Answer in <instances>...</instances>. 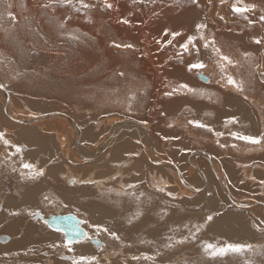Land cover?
I'll use <instances>...</instances> for the list:
<instances>
[{"label":"rangeland","instance_id":"374dc122","mask_svg":"<svg viewBox=\"0 0 264 264\" xmlns=\"http://www.w3.org/2000/svg\"><path fill=\"white\" fill-rule=\"evenodd\" d=\"M234 6L250 7V10L241 14ZM262 17L264 0H224L223 3L221 0L196 3L193 0H0V84L9 94L6 105V92L0 87V132L9 141L5 144L0 139V204L12 202L6 209L26 213L17 229L8 225L7 231L17 241L30 236L32 243L24 247L18 244L21 249L41 241L46 257L34 252L38 256L33 259L34 264H58L55 261L59 250L77 254L73 244L55 241L58 238L55 232L62 235L64 231L44 224L41 227L29 214L42 213L44 220L55 211L77 212L79 207L74 201L78 200L73 199L79 196L83 210L86 208L80 217L89 236L74 244L93 246L85 254L77 255L87 257L90 264H264V168L258 160L264 149ZM200 24L206 27L200 29L197 27ZM184 32L196 37L194 47L200 49L199 55L194 50L191 54L184 51L182 45L187 41L185 37L181 39ZM213 39L215 46L235 62L226 64L223 71L216 63L215 53L203 47ZM189 47L193 49L192 45ZM197 61H203L207 67L189 71L188 66ZM201 72L210 74L213 83L222 80L221 89L229 93L237 90L228 84L229 75L252 87L251 101L257 109L260 143L230 139L211 127H198L192 117L186 120L176 114L179 109H187L175 101L187 97L188 88L178 87L182 84L179 73L187 75L190 85V81L200 82L197 74ZM241 93L247 95L244 89ZM169 107L175 110L167 113ZM225 108L223 114L228 116ZM60 112L68 114L84 131L79 149L88 157L99 152L96 147L101 140L105 137L109 141L113 127L124 120L146 125L148 136L142 134L136 139L130 136L126 142L128 131H125L122 141L117 142L123 149L121 152L114 148L117 145L113 141L110 146L101 147L99 155H94L96 160L83 164L73 152L76 127L60 116ZM35 118L39 119L32 120ZM17 119L30 122L14 124L13 120L18 122ZM30 129L42 131L39 137L43 142L34 144L35 148L45 146L44 160L32 159L26 141V130ZM157 129L174 130L181 136L174 144L177 152L166 154L172 147L155 137ZM19 130H24L23 134ZM90 135H97V140ZM167 160L178 165L187 184L194 188L185 186L176 171L177 178L166 170ZM240 160L248 162L244 164ZM148 162L165 165L161 167L163 171H156L155 165ZM41 163L46 169H42ZM25 164L33 167L25 168ZM213 165L228 184L226 187L214 176ZM113 172L122 178L115 175V180L111 182L113 179L109 178L105 186L104 177ZM160 172L161 176H170V180L176 178L178 183H170L176 194L167 191L168 186L157 183L160 180L155 181ZM162 182L167 183L164 179ZM209 187L213 189L211 202L205 196ZM30 188L32 192L27 193ZM97 190L113 196L111 205L120 200L121 206L131 208L119 225L113 217H100L102 222L97 224L89 216L95 208L94 205L89 212L91 194ZM232 198L255 206L236 205ZM16 200L23 204L15 203ZM148 212L152 216L161 215L160 224L153 223ZM231 213L235 217L239 215L243 225L233 220L221 228V216ZM0 214L1 219L7 218L6 214ZM170 217H177L178 226H162ZM192 218H201L202 223L189 222ZM29 225L36 227L35 232L25 235ZM140 228L149 233L142 234ZM1 231L4 229L0 228ZM90 237H99L103 243L92 245L88 241ZM2 242L0 245L5 249L16 246ZM55 242L57 250L47 248ZM233 244L251 245V249L212 255L213 251ZM209 245L213 247L208 248ZM25 255L28 256L19 260L28 261L32 253ZM66 261L62 263L67 264Z\"/></svg>","mask_w":264,"mask_h":264},{"label":"crops","instance_id":"0c3cea01","mask_svg":"<svg viewBox=\"0 0 264 264\" xmlns=\"http://www.w3.org/2000/svg\"><path fill=\"white\" fill-rule=\"evenodd\" d=\"M254 53H255V51H254ZM198 74H197V78L200 79L198 77ZM205 75L208 77L207 81H204L202 79H200V82H197V83H195L194 81H190V83H191L190 88L194 89L195 91H193V92H188V90L185 91L186 96L189 98L187 99V97H185V99L180 100V102L187 109H179L176 112V114H178L179 116H184L186 120L188 118L190 119L192 117V118H194L192 120L193 123L197 122V124H203L209 128L211 127L219 135H222V136L225 135L228 138L233 139V140H238V136H253V137L258 139L259 135H261V131H257L259 128L258 123H257L258 120L256 119L258 117V115H257V109H256L255 105L252 104V101H251V96H252L251 94H253L252 93V87L246 82L242 83L243 89L247 91V95L244 97V95H242V93H241V90H238V89L234 90L235 93H229L227 91L222 90L221 89L223 86L222 80L219 83L218 82L211 83L212 81L210 80L211 79L210 76L208 74H205ZM182 85L183 84H179L178 87L181 88ZM219 91H221V97L219 96ZM247 97H249V98H247ZM190 103L191 104L200 103V104L193 106ZM227 103L229 106V107L226 106V107H228V109H227L228 116L223 114L225 105ZM239 107L241 110L239 109ZM241 112H243L245 114L246 125L250 124L252 127V131H248V130L242 128L238 124L239 121H241V115L239 114ZM249 116H250V118H249ZM214 120L217 122L214 123L213 122ZM219 121H221V122H219ZM43 129H44V127H43ZM154 131H155V137L156 138L158 137L159 139H161V141L163 143H169L170 146L172 147V149L170 151H165L167 155H169L168 153H170V152H172V153L177 152V148L175 145L178 143L179 138H181L180 135H177L174 131H171L168 129H164V130L163 129L162 130L157 129ZM175 140H176V142L172 144V142ZM209 144H213V143L209 142ZM122 150L119 149L118 152H121ZM260 153L262 156L259 157L258 160L261 161L260 165L262 168H264V149ZM41 155L44 156L45 153H41ZM32 159H34V161H35L36 159L39 160L40 158L35 157L33 155ZM241 162L245 164L248 161H241ZM43 169H46V168H43ZM113 174L112 175H110L109 173L106 174L107 176H105V177L103 176L104 179H106V180L103 181L102 180L103 177H101L100 181H103V184L106 186V184L109 183V182H107V181H109V178L113 179L111 182H113L115 180V175H116L117 179L122 178V177H117V175H118L117 172L116 173L113 172ZM124 174L125 175L129 174V172H124ZM158 174L159 173L156 174L157 176L155 177V179L159 180ZM108 175H110V176H108ZM122 184H124V183H122ZM30 195L33 196V193H30ZM104 200L105 201H103L101 212L98 216L95 213H89V214H91V216L89 215L90 217L93 216L94 218H96L95 222L97 224L99 221L102 222V219L100 217H113L115 219L114 223L115 224L118 223V225H119V223H121L120 221L126 216V214L128 212H131V210H130L131 208L126 207V205L121 206L120 202H118L120 205L118 203L116 205L115 204L110 205V201L107 198H105ZM81 201H82V199H81ZM81 201H79L78 203L75 202V206L79 207L76 209L77 212H75V213H77L79 215H82L83 211H84L83 210V204L84 203H81ZM90 205L93 208L94 205H92V204H90ZM92 208H90V209L92 210ZM3 209L6 210V207H3ZM79 211H81V213ZM67 213H69V212H67ZM118 217H119V220H118ZM225 225H226V222L221 218V228L225 227ZM139 231H141L142 234H145L144 230H142V228H140ZM7 234L11 236V239L9 240L8 243H4V244L9 245V246H12V245L17 246L19 244L17 242V240H18L17 236H16L17 240L16 239L13 240L12 234H10V233H7ZM26 239L28 240V242H22L21 247H24L23 245L30 242V236L26 237ZM74 248H75V252L77 255L85 254L84 252H82V249L80 248V246H75Z\"/></svg>","mask_w":264,"mask_h":264},{"label":"bare ground","instance_id":"6f19581e","mask_svg":"<svg viewBox=\"0 0 264 264\" xmlns=\"http://www.w3.org/2000/svg\"><path fill=\"white\" fill-rule=\"evenodd\" d=\"M182 24H184V23H182ZM181 24V25H182ZM184 25H186V24H184ZM183 26V25H182ZM186 27H187V25H186ZM185 29V28H184ZM186 32H184L183 33V35L181 36V39H183L184 37L186 38V39H188L190 36L186 33ZM182 42H184V40H182ZM182 44V43H181ZM184 44V43H183ZM194 57V55L192 56V59H194L193 58ZM206 74V73H205ZM209 76H210V74H209ZM179 78V80L181 81L182 80V84L183 85H189V79H188V77H187V75L185 74V73H179V76H178ZM211 78V77H210ZM211 83H213L214 82V78L213 79H211ZM0 85H2V84H0ZM190 86V85H189ZM2 89H4L5 90V88H4V86L2 85V87H1ZM181 88H184V87H182L181 86ZM187 90V89H186ZM5 92H6V105L8 104V102H9V94L7 93V91L5 90ZM150 93V92H149ZM68 97V96H67ZM185 99V98H184ZM183 99V100H184ZM194 100V99H193ZM176 102H177V104L180 106V105H183L181 102H180V100L178 99V98H176V100H175ZM189 103V102H188ZM191 104V103H190ZM197 104H200V103H193V104H191V105H197ZM188 105V104H187ZM199 106V105H198ZM228 106V105H227ZM200 107V106H199ZM226 107V106H225ZM229 107V106H228ZM228 107H226V108H228ZM238 107V106H237ZM225 108V109H226ZM5 108L3 107V112L6 114V112H5V110H4ZM175 110V108H171V107H169L168 109H166V112L168 113L169 112V110ZM231 109V108H230ZM234 109V108H233ZM239 109H240V107H239ZM202 110V109H201ZM241 110V109H240ZM224 113V112H223ZM240 115H241V121H239V125L242 127V128H244V129H246V130H250V129H252V127H251V125L250 124H248V125H246V116H245V114L243 113V112H241V113H239ZM8 115H9V117L10 118H12V119H15V118H13V116H11V114H9L8 113ZM52 115H55V114H52ZM59 115L60 116H65V118H67V120H68V122L69 123H71L72 125H73V127H76L75 129H76V132H77V134H76V142H73V143H75V147H74V149H73V152H74V155L77 157V159L78 158H80V162L81 161H83L84 163L83 164H86L87 162L88 163H90L91 161H94L95 160V157H94V155H99V153H100V151H102V148L101 147H103V148H106L107 146H110V144L114 141V142H116V145L117 146H115L114 148H117V151L120 149L121 150V146H119L118 144H117V142H118V140L120 139V138H122L121 136H122V133L123 132H125V131H128V133L127 132H125V136H126V142H127V139L131 136L133 139H136V138H138V136H141L142 134L143 135H145V136H148V128L146 127V125H143V124H141V123H139V122H131V120H124L121 124H118V125H116V126H114L113 127V129L111 130V131H114V134L110 137V140L109 141H107L106 139H105V137L101 140L100 138H98V139H100L101 140V143H100V145H98L97 147H96V149H99V152H96L97 154H94L93 155V157H88L89 155H87V154H85L84 152H82V151H80V149H79V143H80V141H81V139L82 138H84V136H85V133H84V131H82V129H81V127L68 115V114H66V113H62V112H60L59 113ZM64 118V117H63ZM249 118H250V116H249ZM258 118V117H257ZM256 118V119H257ZM39 118H35V119H32V120H38ZM66 120V121H67ZM235 120V119H234ZM17 121L18 122H15L14 120H13V123L14 124H16V123H19V122H21V123H28V122H30V121H25V120H21V119H17ZM219 122H221V121H219ZM21 123H19V124H21ZM120 123V122H119ZM18 124V125H19ZM65 126L66 127H69V126H67V124H65ZM71 127V126H70ZM85 128V127H84ZM131 128H135V130H132V131H130L131 130ZM88 130V129H87ZM23 131L24 130H19L18 132L19 133H21V134H23ZM174 131V130H173ZM42 134V131L40 130V131H37V130H26V141L28 142V144H29V146L31 147L30 148V150H31V152H32V156L34 155L35 157H38V158H40V159H42V160H44V158H45V155L44 156H42L41 155V153H45V146L44 145H41L40 147H37V148H35V144L34 143H40V141H42V140H40V137H39V135L40 134ZM104 134H105V131H104ZM124 134V133H123ZM88 135V134H87ZM91 136V135H90ZM124 136V135H123ZM150 136V135H149ZM81 137V138H80ZM91 137H95L93 140H97V135L96 136H91ZM131 138V139H132ZM150 139H151V137H150ZM121 140V139H120ZM124 140V139H123ZM72 141V140H71ZM87 141V140H86ZM122 141V140H121ZM43 142V141H42ZM88 142V141H87ZM86 142V143H87ZM91 143V142H90ZM120 143V142H119ZM123 146H125V145H123ZM81 148H82V146H81ZM113 148V149H114ZM132 148V147H131ZM83 149V148H82ZM150 149H151V147H150ZM47 150V149H46ZM198 150V149H197ZM138 151V150H137ZM149 152V151H148ZM27 153V152H26ZM90 153V152H89ZM94 153H95V151H94ZM131 153H132V151H131ZM200 153H204L202 150H200ZM55 154V153H54ZM59 155V154H58ZM96 156V157H97ZM182 157V156H181ZM191 157H193V156H191ZM206 157H208L209 158V155H206ZM76 159V160H77ZM70 161V160H69ZM100 161V160H99ZM142 161H144V160H142ZM45 162H46V160H45ZM123 162V161H122ZM164 162H166V166L165 165H162V164H160V165H157V164H155V163H151V162H148L151 166H154L155 165V170L157 171V170H160V171H163V170H161V167L162 166H165V167H167V171L168 172H170L171 174H172V176L174 175V177H176L177 178V173L180 175V177L182 178L181 180H182V182L184 183V185L185 186H189L190 188H194V187H191L190 185H188L187 184V182L185 181V179H184V174L182 173V171L179 169V167H178V165L176 164V163H174L172 160H167V161H164ZM78 164V163H77ZM43 165L44 164H42L41 163V166H42V169H43ZM194 165V164H193ZM45 168V167H44ZM198 168V167H197ZM24 169V168H23ZM54 169H57V168H52V170H54ZM176 169V170H175ZM51 170V169H50ZM172 170H174V173H173V171ZM197 170H199V169H197ZM177 173H176V172ZM200 173H201V175H202V177H203V179L205 180V178H206V176H205V174H204V172L202 171V170H200ZM213 173H214V176H216L218 179H219V181H220V183L222 182V184L225 186L226 185V183H225V181H224V179H222V176H221V174L219 173V171H218V168L215 166V165H213ZM46 174L48 175V171L46 172ZM130 174V173H129ZM159 176V180L160 181H158L157 183H159L161 186H163V187H169L168 188V190L167 191H170L171 193H173V186H170V183L171 182H174V183H178V181H175L176 180V178H172V180H170L171 179V177L169 176V177H167V176H161V172L158 174ZM168 175V174H167ZM136 177V176H135ZM170 178V179H169ZM162 179H164V180H166V182L167 183H165V182H162ZM158 179H155V181H157ZM87 181V180H86ZM28 182V181H27ZM206 182V181H205ZM204 182V183H205ZM40 183V182H39ZM87 184V183H86ZM101 184V183H100ZM148 185V184H147ZM177 185V184H176ZM228 185V184H227ZM226 185V186H227ZM42 186V185H41ZM225 186V187H226ZM170 187H171V189H170ZM183 187V186H182ZM38 188V187H37ZM146 188H148V187H146ZM40 189V188H39ZM88 188H86V190H87ZM166 189V188H165ZM184 189V188H183ZM195 189H197V188H195ZM206 189V188H205ZM28 190V189H27ZM37 190V189H36ZM83 190H85V189H83ZM227 190V189H226ZM40 191V190H39ZM212 191H213V189L211 188V187H209V189H208V191H206V193H205V196L207 197V199H206V201H210L211 202V195H212ZM28 192H31V188L27 191V193ZM169 192V194H171ZM108 192L107 191H101V192H99L98 190L96 191V193L95 194H91L92 196H93V198H92V201H91V204L92 205H95V208H94V213L98 216L99 214H100V212H101V209H102V205H103V201H104V199L105 198H107L110 202L112 201V197L113 196H110L109 194H107ZM129 193V192H128ZM87 194V193H86ZM164 194V193H163ZM173 194H176V193H173ZM173 194H171V195H173ZM181 194V193H180ZM29 196H31V195H29ZM37 196V195H36ZM57 196H59V195H57ZM66 196V195H65ZM26 197H28V196H26ZM72 197V196H71ZM29 198V197H28ZM37 198V197H36ZM64 198V197H63ZM74 198V197H73ZM80 196L78 197V199H73V200H78V201H74V202H76V203H78L79 201H80ZM31 199L32 200H34L35 201V198H34V194H33V197H31ZM204 199V198H203ZM233 199V203L234 204H236V205H239V206H244V207H250V206H255V203H246V202H240V201H235L234 200V198H232ZM27 200V199H26ZM50 200V199H49ZM71 200V199H70ZM85 200V199H84ZM151 200V199H150ZM154 200H156V199H154ZM198 200V199H197ZM29 201V200H28ZM146 201V200H145ZM152 201V200H151ZM186 201V200H185ZM37 202V201H36ZM119 202H120V200H119ZM189 202V201H188ZM187 202V203H188ZM31 203V202H30ZM87 204V203H86ZM189 204V203H188ZM31 205V204H30ZM110 205H111V203H110ZM261 205V204H260ZM264 205V203H262V206ZM49 206V205H48ZM128 206V205H127ZM129 207V206H128ZM135 207V206H134ZM214 208H215V205L213 206ZM92 208V207H91ZM130 208V207H129ZM210 207H207V209H209ZM85 209L86 208H84V211H85ZM91 210V209H90ZM90 210H89V212H90ZM1 211V210H0ZM5 211V209H3L2 208V211L1 212H4ZM83 211V212H84ZM208 211V210H207ZM0 212V213H1ZM142 212V211H141ZM158 212V211H157ZM149 214H150V219H151V221L153 222V223H159L160 224V219H159V217L161 216H152L151 215V213L150 212H148ZM210 213H212V212H210ZM234 213V212H233ZM233 213H231V215H227V214H225V215H223V216H221V218L225 221V222H230V221H233V220H236V221H238V223H240V225L242 224V222H241V217L238 215V217H235V215L233 214ZM84 214V213H83ZM155 214V213H154ZM90 216H91V214H89ZM84 216V215H83ZM96 216V217H97ZM93 217V216H92ZM207 218V217H206ZM147 219V218H146ZM155 219V220H154ZM177 219V217L175 218V217H170L169 218V220L168 221H166V224H164V225H162V226H165V225H167V224H170V225H172V226H178V225H176L175 223L178 221V220H176ZM180 219V218H179ZM181 219H183V217H181ZM261 219V218H260ZM92 220V219H91ZM93 220H94V222H95V219L93 218ZM193 220H195V222H199L198 224H201L202 223V219L201 218H199L198 220L197 219H194V218H192V219H189L188 221L189 222H193ZM87 221V220H86ZM85 223V222H84ZM93 223V222H92ZM26 224V223H25ZM87 224H88V221H87ZM148 224V223H147ZM150 224V223H149ZM158 224V225H159ZM192 224V223H191ZM89 225V224H88ZM91 225V224H90ZM155 225V224H154ZM193 225V224H192ZM196 225V224H195ZM243 225V224H242ZM241 225V226H242ZM30 226V229L29 230H26L25 231V235H29V234H31V232H35V227H33V226H31V225H29ZM149 226V225H148ZM161 226V225H160ZM27 227V226H26ZM244 227H245V223H244ZM157 228V227H156ZM162 228V227H161ZM160 228V229H161ZM246 228V227H245ZM15 229V228H14ZM55 229H57V228H55ZM159 229V228H158ZM33 230V231H32ZM60 230H62V229H59V231ZM86 230H87V227H86ZM90 230V229H89ZM144 230V233L146 234V233H149V231L147 230V229H143ZM22 231V230H21ZM50 231V230H49ZM63 231V230H62ZM61 231V232H62ZM51 232V231H50ZM89 231H87V233H88ZM92 232V231H91ZM53 233V232H52ZM55 233H57L56 234V236H58V237H61V234H59L57 231L55 232ZM23 234V233H22ZM63 234V233H62ZM87 236H89V234H87ZM91 236V235H90ZM157 236V235H156ZM89 238V237H88ZM90 239H91V237H90ZM17 240V239H16ZM81 240H83V239H81ZM84 241V240H83ZM82 241V242H83ZM20 245H21V243L22 242H28V240L26 239V237L24 236V237H22L21 239H19V241H17ZM31 242V241H30ZM33 242H36V241H33ZM39 242V241H38ZM37 242V243H38ZM41 242V241H40ZM39 242V243H40ZM32 243V242H31ZM31 243H29V244H31ZM206 243V242H205ZM23 245V244H22ZM67 245V244H66ZM73 245H75L74 243H73ZM26 246V245H25ZM75 246H80V248L82 249V252H84V253H86V252H88L87 251V248H89V249H91V247H93V246H91L90 244H76ZM74 246V247H75ZM91 246V247H90ZM27 248V247H26ZM67 248H69L68 246H67ZM63 253V252H62ZM67 254V253H66ZM68 255V254H67ZM80 255H82V254H80ZM69 258H71V257H69ZM92 261V260H91ZM61 262V261H60ZM66 263L67 264H69L70 262H67L66 261ZM64 264H65V262H64ZM72 264V263H71Z\"/></svg>","mask_w":264,"mask_h":264},{"label":"flooded vegetation","instance_id":"af4514ba","mask_svg":"<svg viewBox=\"0 0 264 264\" xmlns=\"http://www.w3.org/2000/svg\"><path fill=\"white\" fill-rule=\"evenodd\" d=\"M11 196L15 197L14 194H12V193H11ZM15 203H17L19 205L23 204V203L19 202L18 200H16ZM4 204L5 203L0 204V210L1 211H2V208L3 207H6L7 204L8 205L9 204L12 205L13 203L12 202H9V203L7 202V204H5V205ZM5 212H7V214ZM1 213H3V215L6 214V216H4V217H7L5 219H1V216H0V228L1 229H4V231H1L0 232V244L3 245L2 244L3 243L2 241H4V243H8L9 240L11 239V236L7 234L8 233L7 229L9 228L7 226L9 225L10 227H13V228L17 229L18 228V224H20V223H18L19 220H22V217H25L26 213L23 212L22 210H16L15 208L13 210L11 209V211H9V209H6L4 212H1ZM28 214H29V212L27 213V215ZM41 214L42 213L34 212L32 214H29V215H32L31 218L36 221V224H40L41 227L43 226L42 224H44L45 226H47V228H50V229L51 228L54 229V227L51 226L46 221V219H49L51 216L66 215V214H74V215H76L82 221L81 227L85 230V233H86V235L82 239H85L86 240V237H87V234L88 233H87L86 227L84 226V221L80 217L79 214H77V213H75L73 211L72 212H69V213H63V212H59V211L56 212L55 211V212H51V216L49 218H45L44 220L41 219V217H42ZM8 216H9V218H8ZM11 216H13V218ZM39 221H41L42 223H39ZM23 223H25V222H21V224H23ZM26 223L29 224L30 222L29 223L26 222ZM28 229H30V227ZM61 240L65 244L66 243H70V242H71L70 244H73V243H76L78 241V240L77 241H70L69 239H67L65 232H63V234L61 235V237H58L55 241L59 243ZM88 241L90 243H92V245H96V246H99L101 243H103V241L99 237H92ZM56 242H55V244H50V245L47 244L48 245L47 248L52 247L54 251L57 250V244H56ZM1 245H0V264H18V263H21V264H34L33 263V259L36 258V257H38L36 254H34V252H36V251L42 253L46 257V252H42L44 245L43 244L41 245L40 243H36L35 245H30V247H28L26 249H21V248H18L17 246H15L12 249H5V248H2L3 246H1ZM27 253H32V256H30V259L28 261L23 262V261L19 260V258H24V256H28V255H25ZM69 257H71V258H69ZM77 257L78 256L75 255L72 252H69L68 253L66 251L59 250V253H58V256H57V259H56L55 262H57L58 264H64V263H62V261L67 260V261L71 262L72 264H75V263H77V261L80 260V258L79 257L77 258ZM88 261L89 260H83V261H81V264H90V262H88Z\"/></svg>","mask_w":264,"mask_h":264},{"label":"snow or ice","instance_id":"6c2138e0","mask_svg":"<svg viewBox=\"0 0 264 264\" xmlns=\"http://www.w3.org/2000/svg\"><path fill=\"white\" fill-rule=\"evenodd\" d=\"M70 2V0H69ZM197 0H193V3H196ZM224 0H221V3H223ZM107 7L111 8L112 5L111 4H107ZM251 7H254V6H251ZM234 10L237 12V13H241L243 14L244 12H247L250 10V7H238V6H234ZM261 19H264V17H262ZM125 23H127V21H125ZM198 28L200 29H203L206 27V25L204 24H200L197 26ZM174 35H180L179 33H175ZM201 39H203V37H201ZM195 42H196V37L195 36H191L187 39V41L182 45L183 49L185 52H189V54H191V51L194 50L196 52L197 55L200 54V49L199 48H195L194 45H195ZM169 43H171V41H169ZM256 43H260L259 40L256 41ZM190 45L193 46V49H190ZM216 45V42L215 40H211V41H207L205 42V44L203 45L204 48L206 49H211V51L213 53H215L216 57H218V59L216 60V63L220 65V68H221V71L224 70V67L225 65H232L234 64L235 62L227 55H224L221 50L215 46ZM127 47H131L130 45L127 46ZM207 67V65L203 62V61H197L195 63H191L188 68H189V71H192V70H203ZM201 74H203L201 72ZM227 82L228 84L230 85H233L235 86L238 90H243V87H242V82H237L232 76H228L227 77ZM0 87H2V85H0ZM182 87L184 88H188V90L190 92H193L195 91L194 89H191L189 88L188 85H182ZM198 127H207L206 125H203V124H197ZM5 137V133L4 132H0V139L4 140V143L5 144H8L9 141L7 139H4ZM238 139H241V140H244V141H247V142H250V143H260L261 141L253 136H238ZM18 151L20 149H17ZM25 168H32L33 166L31 164H25L24 165ZM40 175H42L43 173L40 172L39 173ZM161 191H163V189H161ZM209 221L212 220V217L209 216L207 218ZM104 231H108L107 229H104ZM113 235H115L113 233ZM118 238V237H117ZM71 243V242H70ZM213 246L209 245L208 248H212ZM246 249H251V245H240V244H233V245H228L226 248H221L218 252L217 251H213L212 252V255L213 256H217V255H225L227 254V252L231 251V252H234V253H243ZM87 257H81L79 261H77V264H81V261L83 260H86Z\"/></svg>","mask_w":264,"mask_h":264},{"label":"water","instance_id":"95a60500","mask_svg":"<svg viewBox=\"0 0 264 264\" xmlns=\"http://www.w3.org/2000/svg\"><path fill=\"white\" fill-rule=\"evenodd\" d=\"M198 77L204 81L208 80L205 74L199 73ZM46 221L54 228L62 229L70 241H77L86 235L85 230L81 227V219L74 214L51 216Z\"/></svg>","mask_w":264,"mask_h":264}]
</instances>
